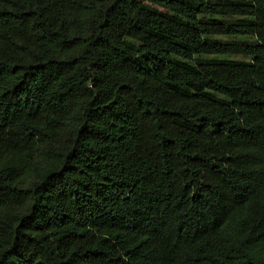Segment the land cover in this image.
<instances>
[{
    "label": "trees",
    "instance_id": "trees-1",
    "mask_svg": "<svg viewBox=\"0 0 264 264\" xmlns=\"http://www.w3.org/2000/svg\"><path fill=\"white\" fill-rule=\"evenodd\" d=\"M0 264H264V0H0Z\"/></svg>",
    "mask_w": 264,
    "mask_h": 264
},
{
    "label": "rangeland",
    "instance_id": "rangeland-1",
    "mask_svg": "<svg viewBox=\"0 0 264 264\" xmlns=\"http://www.w3.org/2000/svg\"><path fill=\"white\" fill-rule=\"evenodd\" d=\"M221 57H223V56H221ZM239 59H241V57Z\"/></svg>",
    "mask_w": 264,
    "mask_h": 264
}]
</instances>
